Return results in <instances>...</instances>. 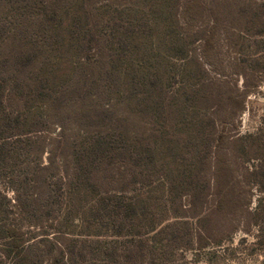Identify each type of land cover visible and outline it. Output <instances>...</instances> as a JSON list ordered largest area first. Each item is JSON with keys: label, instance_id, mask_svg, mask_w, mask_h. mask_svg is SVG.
I'll return each instance as SVG.
<instances>
[{"label": "trees", "instance_id": "1", "mask_svg": "<svg viewBox=\"0 0 264 264\" xmlns=\"http://www.w3.org/2000/svg\"><path fill=\"white\" fill-rule=\"evenodd\" d=\"M250 38L264 0H0V264L155 257L185 220L189 251L233 233Z\"/></svg>", "mask_w": 264, "mask_h": 264}, {"label": "rangeland", "instance_id": "2", "mask_svg": "<svg viewBox=\"0 0 264 264\" xmlns=\"http://www.w3.org/2000/svg\"><path fill=\"white\" fill-rule=\"evenodd\" d=\"M249 43L252 45L246 46L244 49L245 54L248 51L250 57L246 63L251 64L252 67L260 68L262 73L258 75L259 88L252 91L247 98L245 110L240 114L236 128L233 129L241 139L238 143L237 157L233 159L236 168L235 178L230 186L225 185V191L230 192L229 200L231 198V202H239V204L233 205V207L230 205L228 210H223L221 224L223 230H228L232 228V225H229L230 222H233L232 224L236 228L234 232L225 233L223 241L217 245L193 252L182 247L184 243L182 235H187L188 239H192L191 235L198 227L199 221L198 219L185 220L186 226L183 227V222H179L180 224L176 227V241H174L173 247L164 246L166 241L163 240L161 246L154 248L155 252L159 253L155 257L151 254L146 258L139 257L140 249L137 245L140 240H135L136 243L132 244L134 246L131 245L132 247L124 251L129 254L127 258L111 251L108 261L102 262L103 259L93 261V258L96 257L91 255L87 257L89 264H264V42L260 39H245L244 44L249 45ZM218 51H220L217 59L218 65L235 57L223 43L218 47ZM226 70L230 72L235 69L229 66ZM229 76L236 78L232 77V71ZM243 83V79L239 78L241 89H243ZM153 187L156 189L157 186ZM153 187L150 190H154ZM8 197L12 200L13 193L9 191ZM158 197L157 192L154 193L156 201L149 202H162L164 197ZM246 202L250 203L251 216H248L244 207ZM248 221L250 224L247 228ZM238 224L240 225L238 226ZM202 226H205L204 222ZM165 237L166 235L161 239H165ZM146 249L147 247H144V250Z\"/></svg>", "mask_w": 264, "mask_h": 264}]
</instances>
